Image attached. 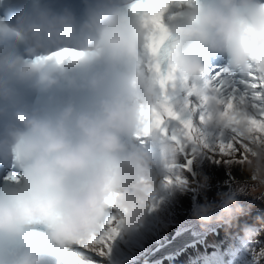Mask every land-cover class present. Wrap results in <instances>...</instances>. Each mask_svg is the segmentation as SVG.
<instances>
[{"label":"clouds","instance_id":"obj_1","mask_svg":"<svg viewBox=\"0 0 264 264\" xmlns=\"http://www.w3.org/2000/svg\"><path fill=\"white\" fill-rule=\"evenodd\" d=\"M83 5L79 21L69 9L37 6L0 22V169L14 166L21 174L19 183L0 182V264H48L50 258L65 264L111 213L120 232H133L157 198L164 158L174 156L172 145L156 135L145 145L136 140L141 112L156 104L158 89L142 68L143 31L130 4ZM170 32V63L196 83L191 95L202 99L210 58L232 71L245 69L253 57L259 66L264 0H194ZM68 48L82 55L50 58ZM208 108L216 112L215 105ZM239 169L264 187V145L254 144ZM220 200L194 207L192 218L202 228L231 226L243 210L234 197ZM253 235L244 229V239Z\"/></svg>","mask_w":264,"mask_h":264},{"label":"snow or ice","instance_id":"obj_2","mask_svg":"<svg viewBox=\"0 0 264 264\" xmlns=\"http://www.w3.org/2000/svg\"><path fill=\"white\" fill-rule=\"evenodd\" d=\"M194 0H131L129 11L143 31V71L157 85V102L145 113L142 128L136 134L139 144L145 145L147 138L156 135L174 148L172 158H164V168L171 175L164 178V186L184 184L177 158L182 156L188 170L193 160L205 155L214 163L229 169L240 167L252 152L253 145H264V57L259 66L256 58L250 59L245 69L232 71L225 64L206 66L202 73L201 86L205 89L202 99L191 95L196 83L178 74L170 63V48L173 38L170 23L183 14V6ZM82 53L73 48L50 54L58 61L77 60ZM216 106V112L208 105ZM218 117L224 123L210 126L209 121ZM21 174L12 170L5 180L19 183ZM111 206L112 201L108 202ZM153 202L149 210H153ZM119 223L115 213L109 214L99 232L77 251L87 257L93 254L106 257L110 253V242L119 234ZM254 264L264 262V248L258 252L250 249ZM65 264H76L70 258ZM81 264H84L81 261Z\"/></svg>","mask_w":264,"mask_h":264},{"label":"rangeland","instance_id":"obj_3","mask_svg":"<svg viewBox=\"0 0 264 264\" xmlns=\"http://www.w3.org/2000/svg\"><path fill=\"white\" fill-rule=\"evenodd\" d=\"M193 162L196 175H199L198 181H195V176H189L183 171L182 156L177 158V164L181 167L180 174L185 181L184 184L173 183L165 187L164 178L171 173L165 168L160 170L158 181L160 190L154 201L156 226L153 225V220L146 215L142 228L140 226L132 232L134 239L125 244L124 250L115 249L113 242H110V253L106 256L108 260L117 264H142L170 237L187 232L193 236L191 244L173 255H166V260L171 255L169 258L173 256L174 262L178 264L182 258L190 262L196 255L206 260L208 256L213 255L211 258L218 262L217 264H254L250 249L256 248L258 252L264 248V187L253 185L240 172L239 167L229 169L223 164L214 163L205 155L197 156ZM225 194L234 197L243 210L231 226L213 223L207 228H202L198 227V224L187 223L188 219L196 221L192 218L194 207L205 203L219 206L222 203L220 196ZM216 214H218V209L213 213V215ZM172 216H174V224H171ZM242 222L244 225L241 226ZM214 227L216 230L212 229ZM234 227H237V231L232 232ZM245 228H251L254 231L251 239H244ZM200 234H203L206 239L202 240L201 236L198 237ZM225 234L230 241L227 251L222 250L225 241L220 240V237H225ZM119 238L125 239V235ZM237 243L240 245H236ZM231 244L236 246L232 248ZM136 246L139 248L133 251ZM220 253L229 257L221 259ZM205 264L213 263L206 261Z\"/></svg>","mask_w":264,"mask_h":264},{"label":"bare ground","instance_id":"obj_4","mask_svg":"<svg viewBox=\"0 0 264 264\" xmlns=\"http://www.w3.org/2000/svg\"><path fill=\"white\" fill-rule=\"evenodd\" d=\"M191 237L189 233L184 232L178 235H173L169 238L167 242L163 245L158 247L153 254L144 261L154 262L157 259H160L162 264H172L175 263V258H169L168 260L165 259L166 255L170 253H174L176 249H184L188 242L191 241ZM193 240V239H192ZM136 247H134L133 251H135Z\"/></svg>","mask_w":264,"mask_h":264},{"label":"trees","instance_id":"obj_5","mask_svg":"<svg viewBox=\"0 0 264 264\" xmlns=\"http://www.w3.org/2000/svg\"><path fill=\"white\" fill-rule=\"evenodd\" d=\"M152 220H153V225L156 226L157 223L154 222V219H152ZM188 221H189V222H187V223H190V224H198V227L201 226L197 221H191V219H188ZM159 224H160V223H159ZM171 224H174V216L171 217ZM141 228H142V226H141ZM137 229H138V228H137ZM132 234H133L132 232L126 234L125 239H123L122 242H121L119 245H117V247H118V246L120 247V250H124V249L126 248L125 244H126L127 242H132V241H133L134 238L132 237ZM126 238H127V239H126ZM122 247H123V248H122ZM136 248L138 249L139 246H136ZM118 250H119V249H118ZM120 250H119V251H120Z\"/></svg>","mask_w":264,"mask_h":264}]
</instances>
